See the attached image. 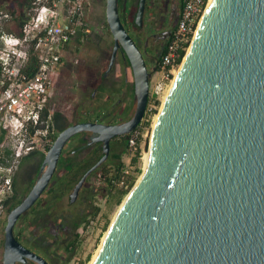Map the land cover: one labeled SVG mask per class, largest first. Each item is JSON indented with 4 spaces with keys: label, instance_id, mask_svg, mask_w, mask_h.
<instances>
[{
    "label": "water",
    "instance_id": "water-1",
    "mask_svg": "<svg viewBox=\"0 0 264 264\" xmlns=\"http://www.w3.org/2000/svg\"><path fill=\"white\" fill-rule=\"evenodd\" d=\"M147 0H139L141 28ZM113 38L109 64L120 48L132 69L135 110L121 124L82 122L58 134L40 176L7 216L3 264H49L14 236L48 188L63 149L80 133L101 143L142 122L151 74L125 29L119 0H106ZM146 169L119 208L93 264H264V0H210L170 86L148 144Z\"/></svg>",
    "mask_w": 264,
    "mask_h": 264
},
{
    "label": "built area",
    "instance_id": "built-area-1",
    "mask_svg": "<svg viewBox=\"0 0 264 264\" xmlns=\"http://www.w3.org/2000/svg\"><path fill=\"white\" fill-rule=\"evenodd\" d=\"M90 2L31 0L30 13L17 31L6 29L14 19L0 11V217L4 202L13 195L14 178L24 158L32 153L45 156L54 142L52 83L71 47L85 42L92 32L87 17ZM209 2L182 0L175 29L150 77L145 113L152 111L166 81L181 66ZM139 135L136 130L129 134L130 160L137 152Z\"/></svg>",
    "mask_w": 264,
    "mask_h": 264
},
{
    "label": "rangeland",
    "instance_id": "rangeland-1",
    "mask_svg": "<svg viewBox=\"0 0 264 264\" xmlns=\"http://www.w3.org/2000/svg\"><path fill=\"white\" fill-rule=\"evenodd\" d=\"M10 1L11 0H0V11L9 13L8 10L12 8ZM15 1L16 0H12V2ZM149 1L152 2L154 0ZM17 2H19V0ZM94 2H97L98 8L93 18L89 16L90 6L87 10L88 22L91 27L94 28L95 26L93 33L89 35L85 42H82L81 45H73L70 51L66 54L65 59H67V61H65L69 64V66L67 68L64 66L59 77H55L53 80V96L50 106L52 110H55L58 107L62 109L71 108L75 110L77 115L83 119L89 117L95 118L98 116L99 121L103 124H107L108 122L121 124L120 122L132 117L136 106L133 92V74L129 66L123 74H120V70L118 69L116 72L110 73L108 77L110 82L103 83L104 91L100 92L94 89L95 84L100 81L101 74L107 66V60L112 49V36L107 25L105 15L106 0H96ZM90 3H92V1ZM127 4H129V2ZM147 12V9H145L142 23L144 33L147 30L148 24H150L152 20V13L147 14ZM29 13L30 8L28 2L22 12L23 17H27ZM16 27L17 22L14 20L12 22V26L10 25L6 29L8 31H15ZM129 31L132 33H128L129 36L136 44V37L134 36H137L139 32L138 28L130 27ZM136 46L138 47L137 44ZM138 49L143 55L141 49L139 47ZM145 63L151 76H153L154 65L152 66V64L146 60ZM156 79L157 77L152 78V82H155ZM173 79L174 75L166 81L164 92L159 100V106L155 107V103H152V111L145 113L141 122L142 126H145L144 124L147 122L150 123L149 129H140L142 130V133L140 134L142 140L140 144L142 156L137 166L140 168L141 173H135L134 169L136 166H132L131 160L128 158L127 154L123 156V162L128 169V174L136 176L135 184L143 172V156L148 150L149 138L154 124V118L162 106L164 94ZM93 93L94 98H92ZM109 100L113 101V105L110 107L107 105ZM155 109H157V113L152 114ZM75 144V141L68 142L65 146V150L69 151ZM118 150L120 151V149ZM21 166L14 178V180H17V194L19 197L22 196L23 192L25 193L24 189L29 186V181L27 179L28 173L25 174V171H28V164H25L22 167ZM39 176L40 174L32 175L30 179L36 181ZM59 178L60 177L57 176L55 181L59 180ZM55 181H53L54 185L56 183ZM100 188L101 186L99 180L97 178H91L89 181L85 182L73 204H70L69 201L70 192L64 197L62 204L59 205L58 209L53 211L52 215L55 216V219L64 220V222H67V225L63 226L61 231L57 230L59 232V236L54 239L55 241L53 242L54 245L52 244L53 247L51 251L54 253V257L47 259L50 264H90L96 249L101 243L102 237L108 231L113 222L112 219H114L119 207L129 194L128 193L125 197H123L119 204H115V202L109 201L110 199L105 196L106 194ZM43 204L40 207H43ZM40 207L35 209L30 215L28 213L30 210L25 214V217H27L26 221H30V226L25 227L21 221H19L15 226L14 232H16V234L20 231L23 233L20 235V239L23 244L29 245L28 239L31 236L30 234H36L35 237L37 238L38 235H40V233H38V228L43 224L45 219L50 218L44 215L43 209L40 210ZM94 208L100 209V212L95 218L92 217ZM33 217L34 219L31 220ZM82 218H86L87 223L85 222L82 225L80 224V227L76 229V231H73L70 219L80 220ZM64 227L66 228L64 229ZM32 229H34L33 233H31ZM75 232L79 235V242L73 252H69L65 249V246L67 241L73 238V233ZM2 235L3 233L0 232V239ZM38 252L41 254L40 251ZM2 262L3 247H0V264H3Z\"/></svg>",
    "mask_w": 264,
    "mask_h": 264
},
{
    "label": "trees",
    "instance_id": "trees-1",
    "mask_svg": "<svg viewBox=\"0 0 264 264\" xmlns=\"http://www.w3.org/2000/svg\"><path fill=\"white\" fill-rule=\"evenodd\" d=\"M129 2V4H127ZM139 0H119V13L121 21L129 32L130 27L138 28L135 24V16L138 7ZM132 4V5H131ZM29 8H31V0H29ZM8 12L12 15L13 19L17 22V27L15 31L19 29L22 25L23 16L18 11L10 8ZM78 45H81L80 41L77 42ZM165 52V47L163 48L158 63L161 60V56ZM156 71V64L154 66V72ZM134 92V88H133ZM159 101H155V107L159 106ZM149 104V100L147 105ZM107 105L110 107L113 105V101L109 100ZM157 109L153 110L152 114H156ZM53 123L55 127V136L53 141H55L56 137L60 132L72 126L74 124L82 123V122H97L99 121V117H95L94 119H83L79 117L75 110L69 109H62L57 108L53 109ZM82 118V119H81ZM130 118L126 119L122 123L128 121ZM107 124H117L116 122H108ZM142 126L141 123L136 128V131L149 129L150 123L147 122ZM142 129V130H140ZM86 134H82L81 139L79 140V145L69 151H66L65 148L63 149L61 156L59 158L57 168L55 173L52 177L51 183L49 187L46 189L42 198H40L36 203L35 206L30 210V212H34L35 209L40 207L43 203L45 204L43 207H40V210L43 209L44 214H48L53 212L54 210L58 209L59 205L62 204L64 197L73 191L75 185L80 181L83 175L90 170L103 156L102 153V145L101 143H90L92 139L85 138ZM88 136V135H87ZM129 135L119 136L111 140L110 144V154L108 159L102 164L99 168H97L88 178L89 181L91 178H97L100 182V186L102 191L106 194L105 196L108 197L111 201L115 202V204H119L123 197H125L129 191L133 188L136 180L135 175H130L126 171L128 169L123 162V156L127 154V140ZM141 135L137 140V152L131 159L132 166H136L134 169L136 174H140L141 170L138 168L139 161L142 156V151L140 148L141 144ZM71 142V140H69ZM68 144V143H67ZM146 148V145H145ZM120 149V151L118 150ZM44 159L43 154L32 153L22 161V166L28 164V174L27 179L29 181L28 188H25L22 196L19 197L17 194V180L13 182V195L9 197L5 202V214L0 221L1 224H6L7 216L9 213L17 207L22 200L27 196L30 192L32 187L34 186L33 179H30L32 175L40 174V168ZM21 166V167H22ZM59 176V180L55 181L56 177ZM55 181V185L53 184ZM29 212V213H30ZM100 212L99 208H94L93 218L97 216ZM24 216H21L18 220L21 221ZM64 220H62L63 222ZM72 223L73 231H76L80 227V224H84L86 222V218H82L80 220H73L70 219ZM87 223V222H86ZM30 222L27 221V225L29 226ZM22 231L18 232L15 236L17 240H19L20 235H22ZM79 242V235L78 233H73V238L67 241L65 249L69 252H73V250L77 247ZM4 245V238L3 235L0 239V247ZM84 264V263H83Z\"/></svg>",
    "mask_w": 264,
    "mask_h": 264
},
{
    "label": "flooded vegetation",
    "instance_id": "flooded-vegetation-1",
    "mask_svg": "<svg viewBox=\"0 0 264 264\" xmlns=\"http://www.w3.org/2000/svg\"><path fill=\"white\" fill-rule=\"evenodd\" d=\"M21 1L22 0H20L18 2V3H20V6L22 5ZM91 1H92V3H90L89 16H91V18H93L98 7H97V2H94L96 0H91ZM10 2H12V0ZM22 3H23V7H24V5L27 6V0H23ZM182 4H183L182 0H154L152 2L147 0V5H146V9L148 11L147 14L152 13L151 14L152 20H151L150 24H148L147 30L145 33H144L143 26L141 28L138 27L139 32H138L137 36H134V37H136V44L141 49V51L143 53V57L145 58L146 61L150 62V64H152V66L153 65L155 66V64L156 65L158 64L159 56H160L163 48L165 47L166 43L169 41V39H170L174 29H175V26H176L178 18H179L180 11L182 9ZM94 28H95V26H94ZM94 28L92 27L91 34L93 33ZM128 33L132 34L130 31ZM112 42H113V38H112ZM112 49H113V43H112ZM112 49H111V53L109 55V58L107 60V66L101 74L100 81L97 82L94 86V89L96 91H100V92L104 91L103 90V83L110 82L108 77H109L111 72H116L119 69L120 70L119 73L123 74L127 70L128 66L130 67L129 61H128L125 53L119 48L117 53H116V57L114 59L113 65L109 69ZM65 60L67 61V59H65ZM66 61L64 63V66L67 68L69 66V64ZM62 69H63V67L61 68V70L59 71V73L57 74L56 77H59ZM131 71H132V69H131ZM92 98H94V93L92 94ZM88 119H94V118L89 117ZM120 123H122V122H120ZM117 124H119V123H117ZM82 134H86L85 138H87V139L93 138V135L90 133H80V134L73 136L70 140L75 141L76 144L72 147V149L79 145V140L81 139L80 137H82ZM27 173H28V171L26 170L25 174H27ZM69 201H70V194H69ZM70 204H72V203H70ZM43 205H45V204H43ZM32 213L33 212L29 213V215ZM4 214H5V211L2 214L0 221L2 220ZM52 214H53V212L49 213V215L44 214L45 216L50 217V218L45 219L43 224L38 228V233H40V235H38L37 238L35 237L36 234L34 235V233H33L35 228L32 229L31 233H33V234H30L31 236L28 239L30 246L23 244L21 242L20 237L18 240L20 242V244H22L25 248H27L30 251L36 253L37 255L43 257L47 262H48L47 259L54 257V253L51 251H52V247L54 245V243H53L55 241L54 239H56L59 236L58 231H61V228L65 225H67L66 224L67 222H64V221L62 222V220H59V219L56 220L55 216H53ZM24 217H25V215H24ZM26 218H23L21 220V222H23V225H25V227H28ZM33 219H34V217L31 220H33ZM28 222H30V221H28ZM5 225L6 224H1V222H0V229H1L0 232L3 233V238H4ZM65 228L66 227H64V229ZM15 235H16V232H14V236ZM38 242H41V243H38ZM38 251H40L41 254ZM25 264H35V263L28 261Z\"/></svg>",
    "mask_w": 264,
    "mask_h": 264
},
{
    "label": "bare ground",
    "instance_id": "bare-ground-1",
    "mask_svg": "<svg viewBox=\"0 0 264 264\" xmlns=\"http://www.w3.org/2000/svg\"><path fill=\"white\" fill-rule=\"evenodd\" d=\"M188 49H189V48H188ZM185 55H186V54H185ZM179 69H180V67H179ZM179 69L176 70V72H174V77L178 74ZM173 80H174V79H173ZM173 80L171 81V84H172ZM171 84H170V86H171ZM170 86L168 87V89L166 90V92H165V94H164V97H163V100H162V104H163V102H164L165 99H166V96H167V94H168V92H169ZM148 100H149V99H148ZM158 113H159V112H158ZM157 116H158V114L155 116V118H154V122L156 121ZM147 160H148V151H146V152L144 153V156H143V161H144L143 170L146 169V166H147ZM125 199H126V198H125ZM124 201H125V200H124ZM124 201H123V202H124ZM122 204H123V203H122ZM122 204H121V205H122ZM120 207H121V206H120ZM120 207H119V208H120ZM118 210H119V209H118ZM117 212H118V211H117ZM116 214H117V213H116ZM115 216H116V215H115ZM115 216H114V218H115ZM112 220H113V219H112ZM107 233H108V231H107V232L104 234V236L102 237L101 243H100V245L98 246V248L96 249V252H95V254H94V256H93V258H92L90 264H93L95 258L97 257V254L99 253V250H100V248H101V246H102V243H103V241H104V239H105Z\"/></svg>",
    "mask_w": 264,
    "mask_h": 264
},
{
    "label": "crops",
    "instance_id": "crops-1",
    "mask_svg": "<svg viewBox=\"0 0 264 264\" xmlns=\"http://www.w3.org/2000/svg\"><path fill=\"white\" fill-rule=\"evenodd\" d=\"M17 1L18 0H16L15 2H11L10 3L11 7H12V9H14V10L18 11L20 14H22V12L24 11V8H25L26 5H24V7H23V3L21 2L22 5L20 6V3H18ZM28 2H29V0L27 1V3ZM22 16H23V14H22ZM22 18L24 19V17H22Z\"/></svg>",
    "mask_w": 264,
    "mask_h": 264
}]
</instances>
